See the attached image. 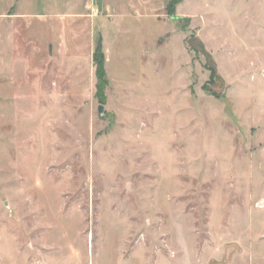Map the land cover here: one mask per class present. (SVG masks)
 Here are the masks:
<instances>
[{
    "label": "rangeland",
    "instance_id": "obj_1",
    "mask_svg": "<svg viewBox=\"0 0 264 264\" xmlns=\"http://www.w3.org/2000/svg\"><path fill=\"white\" fill-rule=\"evenodd\" d=\"M21 1L0 0V264H264V0Z\"/></svg>",
    "mask_w": 264,
    "mask_h": 264
},
{
    "label": "crops",
    "instance_id": "obj_2",
    "mask_svg": "<svg viewBox=\"0 0 264 264\" xmlns=\"http://www.w3.org/2000/svg\"><path fill=\"white\" fill-rule=\"evenodd\" d=\"M34 1L35 0H33V2ZM54 1H58V0H54ZM154 1L155 0H79L77 4L83 6H89V7H97L99 10L104 11V13H108L110 17L118 18L119 16L124 15V13L127 15L130 14L133 15L134 11L135 13H138L137 11L138 7H148L150 5L152 6ZM158 1L160 2L161 0ZM21 2L25 4V7H22L21 9L18 8L19 9V11L17 10L18 13H20V11L22 12L26 11L25 8L27 3H29L27 6L30 7L32 0H24ZM64 2H67V0H64ZM206 264H230V263L228 262L225 263V261L222 258H212L209 261H207Z\"/></svg>",
    "mask_w": 264,
    "mask_h": 264
},
{
    "label": "trees",
    "instance_id": "obj_3",
    "mask_svg": "<svg viewBox=\"0 0 264 264\" xmlns=\"http://www.w3.org/2000/svg\"><path fill=\"white\" fill-rule=\"evenodd\" d=\"M99 48L100 47H98V50H99ZM95 60L97 62L96 75H97L98 79L100 81H102L103 78H104V72H103V66H102V59H101V57H99V58L97 57V59H95Z\"/></svg>",
    "mask_w": 264,
    "mask_h": 264
},
{
    "label": "water",
    "instance_id": "obj_4",
    "mask_svg": "<svg viewBox=\"0 0 264 264\" xmlns=\"http://www.w3.org/2000/svg\"><path fill=\"white\" fill-rule=\"evenodd\" d=\"M104 110V105H98L97 111L98 113H102V111Z\"/></svg>",
    "mask_w": 264,
    "mask_h": 264
}]
</instances>
